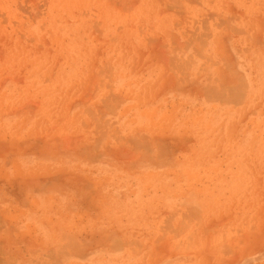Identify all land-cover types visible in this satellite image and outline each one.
<instances>
[{"label":"rangeland","instance_id":"rangeland-1","mask_svg":"<svg viewBox=\"0 0 264 264\" xmlns=\"http://www.w3.org/2000/svg\"><path fill=\"white\" fill-rule=\"evenodd\" d=\"M0 264H264V0H0Z\"/></svg>","mask_w":264,"mask_h":264}]
</instances>
